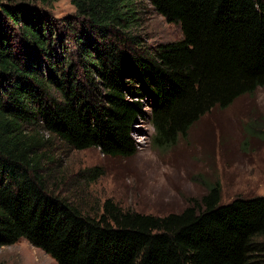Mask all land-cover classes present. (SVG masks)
I'll use <instances>...</instances> for the list:
<instances>
[{
    "label": "trees",
    "instance_id": "1",
    "mask_svg": "<svg viewBox=\"0 0 264 264\" xmlns=\"http://www.w3.org/2000/svg\"><path fill=\"white\" fill-rule=\"evenodd\" d=\"M55 1L0 0V247L25 239L56 264H264V194L219 204L215 183L202 207L106 199L95 216L47 188L36 151L46 132L129 157L141 121L155 139L184 135L264 86V0H147L182 33L153 48L134 31L135 0H70L58 22L42 7Z\"/></svg>",
    "mask_w": 264,
    "mask_h": 264
},
{
    "label": "rangeland",
    "instance_id": "2",
    "mask_svg": "<svg viewBox=\"0 0 264 264\" xmlns=\"http://www.w3.org/2000/svg\"><path fill=\"white\" fill-rule=\"evenodd\" d=\"M135 4L134 31L145 46L182 38L180 27L166 22L147 0ZM42 7L55 22L74 12L70 0ZM40 135L36 151L44 155L47 188L95 216L106 199L144 214L179 212L195 202L202 207L201 198L215 183L219 204L264 194V86L209 110L184 135L155 139L150 121H141L134 134L137 152L129 157L105 156L96 147L75 150L46 132ZM0 264L56 263L20 239L0 247Z\"/></svg>",
    "mask_w": 264,
    "mask_h": 264
}]
</instances>
